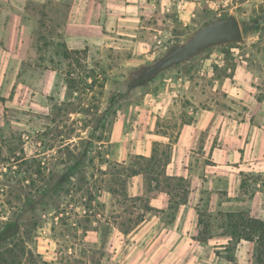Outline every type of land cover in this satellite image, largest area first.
<instances>
[{"label": "rangeland", "instance_id": "obj_1", "mask_svg": "<svg viewBox=\"0 0 264 264\" xmlns=\"http://www.w3.org/2000/svg\"><path fill=\"white\" fill-rule=\"evenodd\" d=\"M192 1L191 25H182L177 10L158 11L142 33L145 46L130 57L64 59L58 46L46 51L26 33L16 55L19 77L0 91V232L18 224L16 238L50 264H142L137 251L145 245L121 231L133 228L148 204L129 197L131 178L115 184L101 171L106 162L146 169L151 164L138 158L157 143L159 163L145 173L147 184L156 179L182 199L192 191V217L199 212L211 224L212 239L199 247L217 253L203 264H254V244L229 243L217 216L243 211L264 219V93L256 95L261 104L237 96L234 79L240 62L264 60V0ZM230 15L247 43L211 47L131 85L203 26ZM194 120L206 123L202 135L175 146L183 124ZM174 153L180 159L168 176Z\"/></svg>", "mask_w": 264, "mask_h": 264}, {"label": "crops", "instance_id": "obj_2", "mask_svg": "<svg viewBox=\"0 0 264 264\" xmlns=\"http://www.w3.org/2000/svg\"><path fill=\"white\" fill-rule=\"evenodd\" d=\"M194 8L192 0H0V91L9 90L19 77L23 60L16 55L26 33H35L46 51L60 44L68 50H86L88 61L92 54L105 60L122 51L130 57V53L145 46L142 33L145 26L153 25L152 18L158 11L177 10L182 25L188 27ZM234 79L237 96L248 95L256 103L264 104V97L261 103L256 99L258 93H264V60L240 62ZM206 126L201 120L183 124L174 145L202 135ZM259 129L264 131V121ZM143 154L150 158L153 145ZM179 159L174 153L165 168L166 175L174 176ZM130 181L129 197H143L149 208L133 228L121 233L145 245L137 251L142 264H203V256L217 255L199 247L202 244L197 240L198 219L192 217V191L185 199L175 198L178 203L171 206L170 188H150L146 174L133 176Z\"/></svg>", "mask_w": 264, "mask_h": 264}, {"label": "trees", "instance_id": "obj_3", "mask_svg": "<svg viewBox=\"0 0 264 264\" xmlns=\"http://www.w3.org/2000/svg\"><path fill=\"white\" fill-rule=\"evenodd\" d=\"M58 50H61L60 56H62L64 59L70 60L72 56L86 54V50H68L65 44H60L58 46ZM76 62L79 61L75 60V63ZM86 78L90 79L92 78V75H86ZM69 82L70 85L73 86V81ZM156 144L153 148V154L150 158L142 156H139L138 158L139 160H146V162L151 164L150 167H147L146 169H136L134 167L138 164V162L133 165H127L125 162H106L107 170L101 172H103V174H110V176H112L113 183H120L123 185H126L128 183V179L133 176L145 173L150 174L148 171L154 169L155 164L159 163V160L156 159ZM78 161L80 163L83 162L82 160ZM257 180L259 179L256 178L255 181ZM153 182H156V187L160 186L156 179H153ZM249 182L250 179L245 177V179H243L241 182V190H248L250 186ZM260 182L264 187V174L260 175ZM109 192L113 193L116 192V190L109 188ZM169 194L172 196L171 200H173L171 206H174V204L178 203L177 201H174L175 198H177V195L174 193ZM148 208H146V210ZM262 208L264 210V203ZM198 215L199 233L197 240L206 242L211 238L209 235V228L211 224L204 221V217L201 213L198 212ZM217 217V219L220 220V224L218 226L221 230H226V232L223 233V236H227L229 238V243L236 242L239 244L240 242L244 241L254 244V264H264V219L252 216L249 213L243 211L226 213L219 211ZM18 230V224H15L9 225L0 232V243L7 242L5 247L0 249V264H50L48 261L44 260L42 255L36 254L32 249H28L25 240L22 237L16 238L19 235Z\"/></svg>", "mask_w": 264, "mask_h": 264}, {"label": "water", "instance_id": "obj_4", "mask_svg": "<svg viewBox=\"0 0 264 264\" xmlns=\"http://www.w3.org/2000/svg\"><path fill=\"white\" fill-rule=\"evenodd\" d=\"M235 42L247 43V40L243 36L241 23L234 15L208 23L183 45L172 49L154 65L146 68L139 80L134 81L131 85L141 84L175 65L194 58L211 47Z\"/></svg>", "mask_w": 264, "mask_h": 264}]
</instances>
